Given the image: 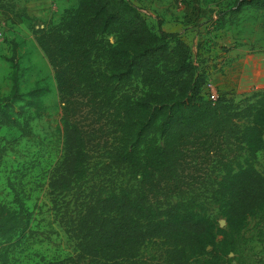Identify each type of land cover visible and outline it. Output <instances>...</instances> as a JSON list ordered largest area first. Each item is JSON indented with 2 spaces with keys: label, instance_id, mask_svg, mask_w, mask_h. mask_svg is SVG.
Masks as SVG:
<instances>
[{
  "label": "trees",
  "instance_id": "obj_1",
  "mask_svg": "<svg viewBox=\"0 0 264 264\" xmlns=\"http://www.w3.org/2000/svg\"><path fill=\"white\" fill-rule=\"evenodd\" d=\"M142 1L79 0L58 23L31 25L53 70L63 121V156L48 193L75 240L72 256L48 264H136L150 240L166 245L160 264H188L185 250L208 224L184 216L186 204L175 198L189 195L192 205L224 191L235 221L264 204V173L255 166L264 149V89L243 103L205 97L207 74L182 34L150 25L136 6ZM17 6L0 0L1 11L34 20ZM246 7L264 12V0H235L228 13ZM43 94L15 85L0 99V133L14 127L29 135L27 110L15 104L27 98L39 110ZM248 148L252 160L232 175ZM31 220L24 203L13 209L0 201V264H10Z\"/></svg>",
  "mask_w": 264,
  "mask_h": 264
},
{
  "label": "rangeland",
  "instance_id": "obj_2",
  "mask_svg": "<svg viewBox=\"0 0 264 264\" xmlns=\"http://www.w3.org/2000/svg\"><path fill=\"white\" fill-rule=\"evenodd\" d=\"M15 1L18 13L26 12L34 20L0 10V99L11 96L15 85L23 94L37 86L44 89V94L39 110L28 106L27 98L15 104L16 109L24 106L27 110L29 135L14 127L1 130L5 152L0 157V201L13 209L18 208L20 201L32 212L31 232L11 250L10 264H48L72 256L75 240L61 226L48 193L50 176L63 156V121L54 73L34 38L31 25L58 23L79 0ZM210 1L218 7L214 12L216 23L204 27V37L196 34L182 39L190 47L193 61L207 74L205 97L225 95L243 103L244 97L255 89L243 90L256 84L251 82L235 89L230 82L226 83L227 76L231 64L245 53H264V44L256 42L258 37L264 39V12L246 7L231 17L228 10L235 0ZM136 6L147 10L149 4L136 2ZM149 23L153 26L151 19ZM238 68L232 70L238 72ZM253 152L251 148L243 152L238 164L233 166L232 175L252 160ZM256 155L255 166L264 173V149ZM174 201L186 204L184 216L208 224L198 244L185 250L188 264H264V204L235 221L228 216L224 191H209L192 205L188 204L189 195ZM166 258V245L161 240H150L136 264H160Z\"/></svg>",
  "mask_w": 264,
  "mask_h": 264
},
{
  "label": "crops",
  "instance_id": "obj_3",
  "mask_svg": "<svg viewBox=\"0 0 264 264\" xmlns=\"http://www.w3.org/2000/svg\"><path fill=\"white\" fill-rule=\"evenodd\" d=\"M139 3L149 4L147 10L141 9V11L147 17L148 22L151 19L156 29L162 28L167 32H178L183 37H193L196 34L198 37H204L206 35L204 27L214 25L217 19L214 12L218 7L210 0H147ZM220 7L221 10L224 9V6L219 5ZM199 23L202 24L201 27ZM256 42L264 44V39L258 37ZM231 65L232 67H229L231 74L229 73L227 76L226 83L230 82L235 89L251 82L256 84L255 87L243 91L264 89V53L261 55L245 53L243 58L239 61L236 60ZM237 66L240 68H238L239 71H233ZM239 82L242 83L237 84ZM258 82L261 83L258 85Z\"/></svg>",
  "mask_w": 264,
  "mask_h": 264
},
{
  "label": "built area",
  "instance_id": "obj_4",
  "mask_svg": "<svg viewBox=\"0 0 264 264\" xmlns=\"http://www.w3.org/2000/svg\"><path fill=\"white\" fill-rule=\"evenodd\" d=\"M1 36H2V35H1V31H0V42L2 41V40H1ZM211 97H215V96H211Z\"/></svg>",
  "mask_w": 264,
  "mask_h": 264
}]
</instances>
